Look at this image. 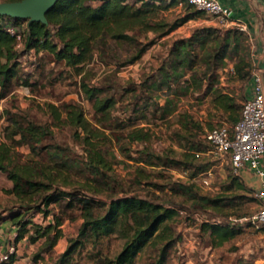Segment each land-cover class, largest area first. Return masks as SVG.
Returning <instances> with one entry per match:
<instances>
[{"label":"trees","instance_id":"obj_1","mask_svg":"<svg viewBox=\"0 0 264 264\" xmlns=\"http://www.w3.org/2000/svg\"><path fill=\"white\" fill-rule=\"evenodd\" d=\"M179 4L187 10L184 16L169 21L162 15ZM204 12L187 0H60L48 13V24L0 15V101L17 86H33L32 74L23 71L25 58L47 52L81 76L83 97L90 103L95 117V122L88 119L79 102L48 105L54 121L59 126L71 127L75 140L84 150L82 156L72 157L70 147L63 143L43 145L46 138L55 139L52 127L36 123L26 114L7 111L6 136L5 140L0 139V172L6 173L13 182L10 192L16 204L0 208V223L10 221L16 228L15 242L27 239L35 244L44 240L34 260L51 253L65 233L61 217L56 216L44 224L34 221L30 215L43 214L47 219L54 203L67 200L66 207L78 209L83 220L76 236L69 237L68 246L57 264H66L87 243L97 247L111 237L119 239L121 250L113 256L98 251L93 264H135L150 244L160 245L157 264H165L170 249L181 239L170 224L180 211L172 201L145 198L123 187L121 192L117 191L114 183L122 185V181L115 169L114 149L135 161L138 168L133 180L138 183L148 180L144 175L148 166L182 168L191 172L190 178L208 171L210 163L199 162L201 153L209 150V144L216 154L207 139L208 131L203 138L199 132L202 125L192 115H181L179 128L173 133L183 149L180 155L174 148L157 152L152 146L154 132L137 124V120L156 122L174 113L177 109L175 99L167 94L163 104L160 92L170 91L178 98L205 91L206 94L214 93L215 106L228 113L232 126L235 125L253 84V77L249 78L251 63L241 55L242 40L250 36L246 37L248 32L238 25L226 32L213 27L198 28L192 35L175 40L168 58L156 72L139 83L118 86L112 80L113 74L108 73L99 83L92 84L87 68L96 55L107 66L119 62L122 66L134 64L154 42H145L143 37L148 39V34L153 33L155 38H164ZM10 29L22 35L21 49ZM121 48L127 51L125 59L119 54ZM234 58H238L236 74L243 80L249 79V87L239 102L234 95L214 86L219 69L227 59ZM119 106L129 112L126 119L116 114ZM107 129L125 132L114 136L116 144L112 150L108 144L114 139L106 133ZM134 144L142 146L134 151L138 157L130 155ZM17 145H27L31 150L25 162L17 158ZM44 151L48 158L43 155ZM234 175L239 188L250 189L240 175ZM148 183L160 186L156 182ZM178 192L201 199L209 208L225 206L221 198L199 196L194 185L179 186ZM241 218L231 217L228 223L206 221L201 228L210 234L212 244L219 247L241 232L242 227L237 223ZM17 260L14 253L0 264H16Z\"/></svg>","mask_w":264,"mask_h":264},{"label":"rangeland","instance_id":"obj_2","mask_svg":"<svg viewBox=\"0 0 264 264\" xmlns=\"http://www.w3.org/2000/svg\"><path fill=\"white\" fill-rule=\"evenodd\" d=\"M7 0H0L5 2ZM187 10L183 4L172 7L163 12L169 21H175L177 18L184 16ZM213 27L226 32L234 29L235 25H230L226 20L218 19L206 12L195 19H191L170 35L164 38H155V34H148V39L143 37L145 42L154 41L149 49L140 60L134 64L122 66L121 63L113 65H105L96 55L94 62L88 66V78L92 84L99 83L108 73L113 74L114 80L118 86L128 85L130 83H139L147 75L156 72L165 61L170 53V49L175 40L192 35L198 28ZM248 32V31H247ZM222 35V34H221ZM250 36L246 33L245 36ZM247 37V36H246ZM241 55H245L247 61L251 63L250 79L253 77L254 69L257 66L254 59L253 43L251 36L249 39L242 40ZM119 54L123 59L127 56L124 48L119 49ZM238 58L227 59L224 67L219 69L215 75L214 86L216 89L230 93L241 101L245 95L246 89L249 87V79H241L235 72V63ZM23 71L31 75V83L33 86L20 85L15 87L13 93L7 98L0 101V139L5 140L6 127L8 125V112L21 113L28 115L34 122L47 124L55 132V139L48 140L46 138L43 145H51L53 143H63L70 147L69 153L72 157L82 156L84 150L79 142L73 136L74 130L69 126H59L53 119L49 104L58 106L67 102H79L84 106L85 114L88 119L95 122V117L90 103L84 99L80 81L81 76L74 70L66 67L63 62L55 60V58L47 53L33 57L28 55L25 58ZM190 75V74H189ZM162 95L161 102L164 104L167 94L170 98L175 99L177 109L167 119H159L156 122L137 120V124L152 129L154 136L152 146L157 152L165 149H175L180 155L183 149L174 138L173 133L179 128L178 120L184 113L190 114L202 125V131L199 130L202 137L212 127L227 125L232 126L228 118V113L215 106L213 102L214 93L208 94L205 91L197 93L183 94L181 97L175 98L170 91L160 92ZM120 110L117 115L122 119H126L129 112H124L123 106H119ZM151 120V116H149ZM107 134L114 139L109 142L110 150L114 149L116 134L123 135L112 129L106 130ZM209 150L201 153L199 162L204 161L210 163L208 171L199 174L195 178H190L189 171L177 167H145L144 175L148 180L138 183L133 177L138 168L134 160L129 155H122L117 148L114 149L117 158L115 169L122 181V185L114 183L117 191L121 192L123 188L131 193H139L145 198L159 200L161 202L172 201L179 209L180 215L170 224L178 235L181 236L180 241L173 245L166 258L165 264H264V227H255L237 222L241 225V232L230 241L222 246L215 247L212 244L210 234L205 232L201 226L206 221L228 223V220L248 216L256 212L260 208V203L256 199L254 192L250 189H242L234 181V172L228 158L215 156L211 151V146L207 144ZM142 148L139 144L132 146L130 155L138 157L134 151ZM17 158L21 162H25L29 158L31 152L27 145H17L15 147ZM46 158V152H43ZM146 177V178H147ZM159 183V187L148 183ZM194 185L199 196H208L211 198L223 199L222 204L225 206L219 209L209 208L204 205V201L193 199L188 194L178 192V188ZM13 182L8 178L6 173L0 172V208L6 209L16 204L15 196L10 192ZM164 187V189H163ZM67 200L54 203L51 207L52 213L45 219L43 214H36L30 217L38 223H48L53 221L56 216L63 219L62 229L65 237L61 239L58 246L47 254L44 253L40 259L34 260L35 254L38 252L41 240L35 244L30 243L27 239L15 242L18 255L17 264H57L58 259L68 246L69 237L76 236L79 226L82 223L80 211L76 208H67ZM12 226L0 228V233L6 237V240L0 242V246L9 239L15 241L17 230L14 228V234H11ZM12 237V238H11ZM13 241V242H14ZM160 245H148L143 252L140 253L135 264H157L160 256ZM121 250L120 241L115 237H111L102 241L97 247L92 243H87L84 248L78 249L71 256L66 264H93L94 255L100 251L105 255H115Z\"/></svg>","mask_w":264,"mask_h":264},{"label":"built area","instance_id":"obj_3","mask_svg":"<svg viewBox=\"0 0 264 264\" xmlns=\"http://www.w3.org/2000/svg\"><path fill=\"white\" fill-rule=\"evenodd\" d=\"M197 9L222 20L229 19V9L219 0H187ZM247 31L244 25H238ZM10 32L17 37V47H23V37L15 29ZM207 139L213 145V152L220 158H228L232 170L236 175L242 174L244 169H256L260 177L264 178L262 159L264 158V72L256 67L253 73L251 96L244 102L239 121L229 127L217 126L207 132ZM260 208L237 221L255 227H264V181L261 187L254 191ZM15 244H11L7 251L0 249V263L9 260L16 253Z\"/></svg>","mask_w":264,"mask_h":264},{"label":"crops","instance_id":"obj_4","mask_svg":"<svg viewBox=\"0 0 264 264\" xmlns=\"http://www.w3.org/2000/svg\"><path fill=\"white\" fill-rule=\"evenodd\" d=\"M219 1L229 9L230 14L227 22L230 25H244L247 27V31L253 43L254 59L256 60L257 66L261 67L264 72V0ZM251 91L252 85L248 89V97L251 96ZM262 167L264 168V158L262 159ZM241 177L246 185L254 191L258 190L264 181V178L258 175L256 169H244ZM6 226L11 227V222L4 221L0 223V228L4 229ZM14 232V227L12 226L11 234H14ZM4 240H6V237L0 233V242ZM13 241L11 242L9 239L8 242H4V244L0 246V249L7 251L11 244H15V241Z\"/></svg>","mask_w":264,"mask_h":264},{"label":"water","instance_id":"obj_5","mask_svg":"<svg viewBox=\"0 0 264 264\" xmlns=\"http://www.w3.org/2000/svg\"><path fill=\"white\" fill-rule=\"evenodd\" d=\"M60 0H20L0 3V15L30 20V22L49 23L48 13Z\"/></svg>","mask_w":264,"mask_h":264}]
</instances>
